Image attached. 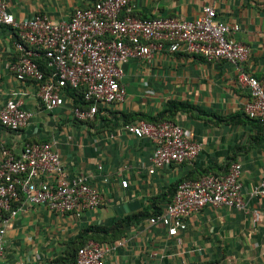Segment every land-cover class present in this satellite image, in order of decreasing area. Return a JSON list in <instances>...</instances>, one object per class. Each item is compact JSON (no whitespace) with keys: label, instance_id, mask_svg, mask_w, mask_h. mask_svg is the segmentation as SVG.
<instances>
[{"label":"crops","instance_id":"1","mask_svg":"<svg viewBox=\"0 0 264 264\" xmlns=\"http://www.w3.org/2000/svg\"><path fill=\"white\" fill-rule=\"evenodd\" d=\"M95 1L8 0V9L17 20L36 14L68 20L76 8ZM206 5L215 8L220 20L239 26L232 37L249 47L244 68L263 78L264 0H131L133 14L140 18L193 19ZM13 42L14 31L0 28V109L10 97H19L31 118L16 132L0 125V146L17 155L27 141L51 142L62 173L86 175L103 203L78 216L26 205L6 231L2 264H54L66 242L90 226L105 229L86 237L109 247L106 264H264V217L253 222L251 214L264 204L251 193L264 177V124L245 115L249 93L238 84L234 65L167 50L150 61L131 58L122 65L124 100L100 106L94 120L86 122L72 118L67 103L44 109L35 88L16 81L8 68L15 57ZM141 119L182 125L200 145L199 154L150 173L151 142L124 129ZM235 162L242 165L243 209L206 206L186 217V228L176 236L151 224L149 216L119 225L126 216L162 211L179 181L207 171L224 174Z\"/></svg>","mask_w":264,"mask_h":264},{"label":"built area","instance_id":"2","mask_svg":"<svg viewBox=\"0 0 264 264\" xmlns=\"http://www.w3.org/2000/svg\"><path fill=\"white\" fill-rule=\"evenodd\" d=\"M0 28L14 31L15 57L8 64L9 70L17 82L35 88L46 110L67 103L72 118L92 121L100 106L124 100V63L131 58L150 61L156 52L167 50L234 65L238 84L249 93L243 104L245 115L264 124V77L257 78L245 70L249 47L232 37L239 26L220 20L212 5L204 6L201 15L193 19L140 18L133 14L131 0H97L76 8L68 20H53L45 14L17 20L8 9V0H0ZM71 89L81 90L85 106L71 104L67 93ZM30 118L19 97H10L0 109V125L9 131L22 130ZM124 129L151 142L150 173L169 162L193 161L201 150L182 125L170 120H139L125 124ZM61 167L51 142L27 141L17 155L0 146V264L6 231L26 205L78 216L103 203L102 193L86 175L69 178ZM241 171V163L235 162L225 174L208 172L183 180L149 222L164 226L170 236H176L186 228L185 218L206 206L243 209ZM127 184V180L121 181V186ZM251 193L264 203V177ZM251 214L253 222H258L264 217V204ZM108 248L88 240L70 264H106Z\"/></svg>","mask_w":264,"mask_h":264},{"label":"trees","instance_id":"3","mask_svg":"<svg viewBox=\"0 0 264 264\" xmlns=\"http://www.w3.org/2000/svg\"><path fill=\"white\" fill-rule=\"evenodd\" d=\"M38 62L41 64V67L43 69H45V65H44L43 61L42 60H38ZM67 93H68V96L70 97V101H71V104L73 106H78V105L79 106H85V102L83 100V95H82L81 90H79V89H71V90H67ZM141 120H143V119H141ZM162 120L163 119H161V120H153V121H148V122L157 123V122H160ZM208 172H210V171H207L204 174H206ZM204 174H202V175H204ZM214 174H216V173H214ZM202 175H200V176H202ZM200 176H198V177H200ZM182 181H179L176 184V187H175L173 193L171 194L170 199L172 198V196H173L178 184L181 183ZM170 199H169V201H170ZM160 212L161 211H154L151 214L150 213H146V212H142V213H138V214H135V215L126 216L125 219L120 221L119 225L121 227H125L126 225L132 223L133 221L140 220L142 218H145L146 216L147 217L149 216V218H150V217L158 215ZM102 230H105V229L103 227H99V226H90L89 228L84 229L81 233H79L77 235L76 239L66 242V251H64L63 255H61L60 257L56 258L52 263H54V264H70V263H72L74 261V259H75V254H76L78 248L83 246L88 240H94L93 238L86 237V234L89 233V232L90 233H93V232L96 233V232H100Z\"/></svg>","mask_w":264,"mask_h":264}]
</instances>
